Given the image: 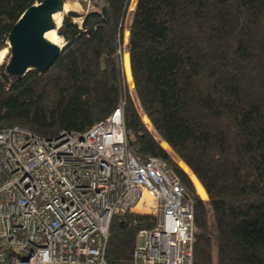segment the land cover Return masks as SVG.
Segmentation results:
<instances>
[{
	"label": "trees",
	"instance_id": "trees-1",
	"mask_svg": "<svg viewBox=\"0 0 264 264\" xmlns=\"http://www.w3.org/2000/svg\"><path fill=\"white\" fill-rule=\"evenodd\" d=\"M42 1L0 0V51ZM77 1L85 13L63 16L45 73L0 64V130L52 138L120 106L129 148L165 161L192 197L191 264H212L211 242L216 264H264V0ZM152 220L113 215L105 264H130Z\"/></svg>",
	"mask_w": 264,
	"mask_h": 264
},
{
	"label": "built area",
	"instance_id": "built-area-1",
	"mask_svg": "<svg viewBox=\"0 0 264 264\" xmlns=\"http://www.w3.org/2000/svg\"><path fill=\"white\" fill-rule=\"evenodd\" d=\"M192 203L165 161L129 148L120 106L82 132L0 130V264H105L110 219L125 212L153 217L130 264H191Z\"/></svg>",
	"mask_w": 264,
	"mask_h": 264
},
{
	"label": "water",
	"instance_id": "water-1",
	"mask_svg": "<svg viewBox=\"0 0 264 264\" xmlns=\"http://www.w3.org/2000/svg\"><path fill=\"white\" fill-rule=\"evenodd\" d=\"M64 2L43 0L31 5L21 14L8 35L10 54L5 63L8 74L22 77L30 70L42 74L53 64L64 44L56 46L44 37V33L55 28L52 15L63 10ZM73 14L74 11L69 12V15ZM144 125L146 126L145 123ZM146 128L148 129L147 126Z\"/></svg>",
	"mask_w": 264,
	"mask_h": 264
},
{
	"label": "rangeland",
	"instance_id": "rangeland-1",
	"mask_svg": "<svg viewBox=\"0 0 264 264\" xmlns=\"http://www.w3.org/2000/svg\"><path fill=\"white\" fill-rule=\"evenodd\" d=\"M65 3L66 4H71L67 9H63L62 11H60L57 15V20L60 22L62 21L61 19L63 18L64 15L66 14H69L68 12L70 11H74V14L71 15L74 19V21H77V22H80L81 18H82V14L85 13V11L82 9V6L79 4V2L77 0H65ZM64 3V4H65ZM88 10H91L93 9V7L91 5H88L87 7ZM126 17V16H125ZM55 18V19H56ZM126 21V18L124 20V23ZM58 33V32H57ZM60 39H61V42H62V45L64 44V40L62 37L59 36V34L57 35ZM8 48V47H7ZM2 51V50H1ZM8 56H9V49H8V52L6 53L5 55V59L4 61H2V63H5L8 59ZM0 63V64H2ZM128 89V87H127ZM129 93V92H128ZM130 96V95H129ZM195 193V191H194ZM196 194V193H195ZM198 196V195H197ZM206 196V195H205ZM199 198V196H198ZM207 198V197H206ZM200 199V198H199ZM207 200V199H206ZM207 214V212H206ZM208 227V226H207ZM210 254H211V260H212V264H216V250L214 252L213 250V246H212V242H211V250H210Z\"/></svg>",
	"mask_w": 264,
	"mask_h": 264
},
{
	"label": "bare ground",
	"instance_id": "bare-ground-1",
	"mask_svg": "<svg viewBox=\"0 0 264 264\" xmlns=\"http://www.w3.org/2000/svg\"><path fill=\"white\" fill-rule=\"evenodd\" d=\"M65 3V2H64ZM71 5V4H70ZM69 4H64L63 5V9H67L69 6ZM71 12V11H70ZM59 12L55 13L52 15V19H53V22L55 24V28L54 29H51L49 31H46L44 33V37L50 41L51 43L55 44L56 46L58 47H61L62 46V42H61V39L57 36V33H56V29L59 28L60 26V22L57 20V15ZM56 18V19H55ZM8 52V48H5L3 49L2 51H0V55H4Z\"/></svg>",
	"mask_w": 264,
	"mask_h": 264
}]
</instances>
